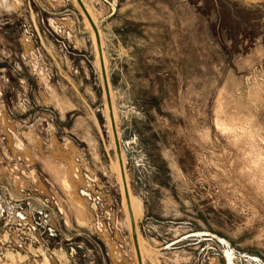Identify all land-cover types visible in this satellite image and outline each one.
Instances as JSON below:
<instances>
[{
	"label": "rangeland",
	"instance_id": "374dc122",
	"mask_svg": "<svg viewBox=\"0 0 264 264\" xmlns=\"http://www.w3.org/2000/svg\"><path fill=\"white\" fill-rule=\"evenodd\" d=\"M82 2L142 264H264V0ZM17 96L33 118L0 116V264H138L76 0H0L2 112Z\"/></svg>",
	"mask_w": 264,
	"mask_h": 264
},
{
	"label": "water",
	"instance_id": "95a60500",
	"mask_svg": "<svg viewBox=\"0 0 264 264\" xmlns=\"http://www.w3.org/2000/svg\"><path fill=\"white\" fill-rule=\"evenodd\" d=\"M76 1L78 3V6L80 7V9L82 10V12L88 18V20L92 26V29L94 31V34H95L96 44H97V49H98V55H99V60H100V71H101V77H102V83H103V90L105 93V100H106L108 115H109V119H110V126H111L113 140H114L115 152H116L119 167H120V174H121V178H122L123 191H124L126 205H127V208L129 211V216H130L131 237H132V241H133V245H134V249H135V253H136L137 262H138V264H142L139 246H138V241L136 238V232L134 229V227H135L134 220H133L132 215H131L128 189H127V184H126V180H125V173H124L123 161H122V156H121L120 142H119V138H118V134H117L116 124H115L114 117H113L112 103H111L109 87H108V80H107L106 70H105V66H104V62H103V54H102L103 51H102L101 42H100V35L98 33V29L96 28V26L91 21L82 1L81 0H76Z\"/></svg>",
	"mask_w": 264,
	"mask_h": 264
},
{
	"label": "built area",
	"instance_id": "2783aa9c",
	"mask_svg": "<svg viewBox=\"0 0 264 264\" xmlns=\"http://www.w3.org/2000/svg\"><path fill=\"white\" fill-rule=\"evenodd\" d=\"M27 31L28 30H26L25 34L30 36L31 34H28ZM28 103L29 102L26 101L25 99H22V98H20V96H17L15 102L11 106L7 105V108H4V105H3V112H2V109H0V116L3 117V115H4L6 117V119L9 118V120H12V119H15L17 117H23V115L25 117V116H27L26 114L29 112V116H27V117H30L32 119L33 118V113H32L33 112V108H32L33 104L31 103L30 106H28ZM1 113H3V115ZM7 131H8V129H7ZM8 132H10V131H8ZM4 135H5V133L3 134V136ZM2 139L4 140L5 137H3ZM37 213L42 214L39 211ZM48 231H51V229H48Z\"/></svg>",
	"mask_w": 264,
	"mask_h": 264
},
{
	"label": "bare ground",
	"instance_id": "6f19581e",
	"mask_svg": "<svg viewBox=\"0 0 264 264\" xmlns=\"http://www.w3.org/2000/svg\"><path fill=\"white\" fill-rule=\"evenodd\" d=\"M82 1V0H81ZM83 3V2H82ZM85 7V6H84ZM87 12H88V9H87ZM90 13V12H89ZM89 13H88V15H89ZM86 16V15H85ZM91 16V15H90ZM86 19H87V21L89 22V20H88V18L86 17ZM91 21H92V18H91ZM89 24H90V22H89ZM94 24V23H93ZM95 25V24H94ZM90 26H91V24H90ZM91 28H92V26H91ZM94 39H95V46H96V49H97V44H96V38H95V34H94ZM97 52H98V49H97ZM103 54V53H102ZM98 59H99V55H98ZM103 62H104V58H103ZM99 64H100V60H99ZM104 66H105V64H104ZM109 87V86H108ZM106 108H107V105H106ZM112 111H113V109H112ZM107 112H108V109H107ZM108 117H109V115H108ZM113 117H114V113H113ZM109 120V124H110V119H108ZM114 121H115V118H114ZM115 124H116V122H115ZM110 128H111V126H110ZM111 132H112V130H111ZM113 136V135H112ZM121 156H122V154H121ZM117 159V158H116ZM116 168L120 171V167H119V163H118V159H117V161H116ZM117 170V172H119ZM120 176H121V174H120ZM122 179V178H121ZM127 189H128V187H127ZM122 193H123V204H124V207H125V210H126V215H127V221H128V223H129V228H130V231H131V225H130V216H129V211H128V208H127V205H126V200H125V195H124V191H123V185H122ZM132 194H130L129 193V191H128V196H129V201H130V209H131V215H132V218H133V220H134V225H135V227H134V229H135V232H136V238H137V241H138V246H139V251H140V255H141V245H140V242H139V238H138V233H137V228H136V217H137V215H138V213H139V205H137V203H136V201H135V198H133L132 196H131ZM133 242V241H132ZM134 246V245H133ZM142 261V260H141Z\"/></svg>",
	"mask_w": 264,
	"mask_h": 264
}]
</instances>
